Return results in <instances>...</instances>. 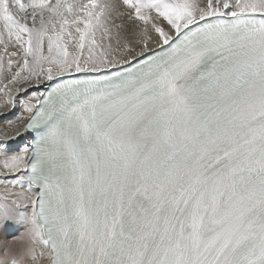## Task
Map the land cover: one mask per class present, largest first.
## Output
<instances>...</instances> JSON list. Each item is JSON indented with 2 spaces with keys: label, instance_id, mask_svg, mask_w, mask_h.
<instances>
[{
  "label": "snow or ice",
  "instance_id": "1",
  "mask_svg": "<svg viewBox=\"0 0 264 264\" xmlns=\"http://www.w3.org/2000/svg\"><path fill=\"white\" fill-rule=\"evenodd\" d=\"M4 122L0 264H264V0H0Z\"/></svg>",
  "mask_w": 264,
  "mask_h": 264
},
{
  "label": "bare ground",
  "instance_id": "2",
  "mask_svg": "<svg viewBox=\"0 0 264 264\" xmlns=\"http://www.w3.org/2000/svg\"><path fill=\"white\" fill-rule=\"evenodd\" d=\"M48 81L43 82L40 85H36L33 83L31 86H26L27 91L18 94L21 97L20 104L15 108H9L8 112L14 113V119L19 118L28 114L23 111V104L27 101H32L35 103V97H41L43 95L45 87L48 85ZM0 127H7V122L0 124ZM30 136L29 134H25L22 138H18L15 142H11V148L13 150L12 154L19 152L23 147L30 146L29 145ZM16 174H8V178H11ZM0 179H4V177H0ZM4 191V187L0 184V193ZM25 235V228L19 225L9 226L7 229H0V255L3 254L6 246L11 245L13 248L19 250L27 245V241L21 239Z\"/></svg>",
  "mask_w": 264,
  "mask_h": 264
}]
</instances>
